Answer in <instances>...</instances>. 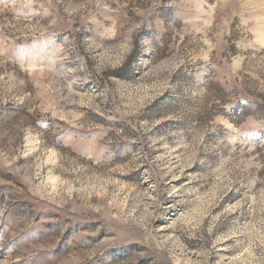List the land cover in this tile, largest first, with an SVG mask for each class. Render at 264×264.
I'll use <instances>...</instances> for the list:
<instances>
[{"label": "rangeland", "instance_id": "1", "mask_svg": "<svg viewBox=\"0 0 264 264\" xmlns=\"http://www.w3.org/2000/svg\"><path fill=\"white\" fill-rule=\"evenodd\" d=\"M0 264H264V0H0Z\"/></svg>", "mask_w": 264, "mask_h": 264}]
</instances>
